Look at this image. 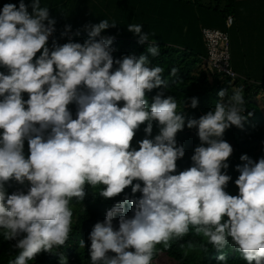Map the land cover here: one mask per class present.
I'll use <instances>...</instances> for the list:
<instances>
[{
	"label": "clouds",
	"instance_id": "1",
	"mask_svg": "<svg viewBox=\"0 0 264 264\" xmlns=\"http://www.w3.org/2000/svg\"><path fill=\"white\" fill-rule=\"evenodd\" d=\"M31 8L29 13L19 0L18 7L7 3L0 9V68L6 69L0 71V230L18 249L9 264H28L63 246L72 230L71 200L82 201L85 187L98 185L105 199L129 186L133 195H125L94 224L88 238L91 264H152L157 245L170 248L190 227L206 238L202 251L211 245L220 253L217 264H227L225 248L246 264H264V157L240 156L237 195L225 191L231 177L222 172L233 151L223 133L242 128L246 119L243 89L232 95L220 90L212 110L186 119L176 98L166 95L164 69L152 64L159 46L141 24L127 30L139 44L147 43L152 59H114L112 38L101 36L116 26L107 19L85 25L83 43L54 40L50 50L55 21L40 0H32ZM176 73L172 68L170 75ZM153 89L159 91L149 103L146 94ZM189 99L195 109L198 99ZM73 103L75 119L68 109ZM153 121L159 133L147 138ZM142 124L146 138L137 150L131 142ZM185 126L197 129L200 144L192 166L173 174L185 155L175 139ZM9 181L27 182V192L7 194ZM126 204L132 206L131 217ZM117 217L118 229L113 227ZM79 245L86 247L83 240Z\"/></svg>",
	"mask_w": 264,
	"mask_h": 264
},
{
	"label": "trees",
	"instance_id": "2",
	"mask_svg": "<svg viewBox=\"0 0 264 264\" xmlns=\"http://www.w3.org/2000/svg\"><path fill=\"white\" fill-rule=\"evenodd\" d=\"M217 9L218 5H223L220 12L224 17L232 10V5L235 0H209ZM222 3V4H221ZM54 32L49 37L47 46L51 50L52 43L55 42L59 45L69 42L83 43L88 38L87 34L80 33H68L64 30L54 26ZM63 34V35H62ZM104 37L103 35H101ZM99 39V37L97 38ZM160 49V55L154 59L151 58L150 53L146 51L147 43L139 44L137 41L116 39L111 47L114 49L112 55L114 59H120L126 55H135L139 57L144 55L145 57L152 59L153 66H159L164 69L162 73L163 79L168 82V88L166 95H173L178 103L177 111H182V114L187 118H196L212 110L215 104L219 101L218 96L219 85L218 79L205 71V74H193L191 63L198 61L199 58L203 59L204 56H200L196 52L188 49L182 51L175 50L173 48L164 47L161 44H157ZM39 56V53H37ZM117 67L114 65V68ZM172 68L177 69L175 76L170 75ZM0 71L6 73V69L0 68ZM229 80H226V85ZM227 89V86L226 88ZM159 89H153L147 93V99L151 103V98L156 94ZM264 90H259L258 87L248 86L243 89V96L245 99V112L246 117L243 122L242 128L231 126L225 130L222 139L228 142L233 151L227 160L229 167L222 170L224 174L231 177L225 187V191L230 195H237L238 188L234 181L238 178L239 172L236 171V165L241 164L240 156L246 154L253 161L264 157V134L261 130L264 119L259 111H257L253 99L255 95ZM24 99L28 96L26 93L22 94ZM196 97L198 99V105L195 109L190 107V99ZM122 106V102L121 105ZM68 109L72 114V118H76L77 106L73 104L68 105ZM256 111V112H255ZM250 113V115H249ZM141 125L136 131L135 136L131 142V146L138 150V142L146 138L144 127ZM196 128L189 129L187 126L182 131L176 134L177 146H183L185 155L176 161V172L178 174L192 166L191 156L194 153V148L190 145L188 140L189 133L195 131ZM159 133L157 123L153 121V128L151 136L147 138H154ZM24 153L27 158L28 145L27 141L24 144ZM134 181L133 183H136ZM141 186L142 183H141ZM29 185L26 182L24 185H20L15 181H9L5 184L7 194H12L16 191L27 192ZM103 186L98 185L96 188L89 186L85 187V197L82 201H77L73 198L70 202V207L73 210L72 217V230L65 244L59 248H53L51 252H41L33 261H29L28 264H91L88 246H90L89 235L97 222H102L105 218L106 211L110 209L114 204L122 200L125 195H133L131 193V187L124 189V192L117 195L114 198L105 199L99 196V192ZM137 198L141 193L134 194ZM126 215L132 216V206L126 204ZM113 227L118 229V217L113 220ZM83 240L86 247L81 248L79 241ZM15 241H6L3 237V230H0V264H9L18 255V249L13 247ZM201 244H207L206 238L200 235H196L195 229L190 227L188 235L183 239L173 240L171 247L165 249L162 244L157 245V252L153 256L152 264H217V256L220 254L211 245H207L208 251L201 250ZM225 254L227 258V264H246L241 258L238 252H234L231 248H225ZM185 253H187L185 255ZM110 255H112L110 253Z\"/></svg>",
	"mask_w": 264,
	"mask_h": 264
},
{
	"label": "crops",
	"instance_id": "3",
	"mask_svg": "<svg viewBox=\"0 0 264 264\" xmlns=\"http://www.w3.org/2000/svg\"><path fill=\"white\" fill-rule=\"evenodd\" d=\"M68 1V21L59 19L54 26L72 34H87L85 25L107 19L110 23L115 21L116 26L106 29L101 35L137 41V36L129 32L127 26L141 24L142 31L149 33V39L156 44L178 51L188 49L204 56L201 29L225 31L230 66L237 76L232 83L240 89L255 86L264 90V0H235L231 12L225 15L232 18L228 28L224 25L225 17L220 13L223 5L213 9L215 4L209 0ZM10 3L17 4L14 0ZM66 26L70 27L66 30ZM198 61L202 62V59ZM253 100L264 119V92L259 91Z\"/></svg>",
	"mask_w": 264,
	"mask_h": 264
},
{
	"label": "built area",
	"instance_id": "4",
	"mask_svg": "<svg viewBox=\"0 0 264 264\" xmlns=\"http://www.w3.org/2000/svg\"><path fill=\"white\" fill-rule=\"evenodd\" d=\"M231 22L232 18L226 16L224 20L225 27H230ZM201 37L205 48V56L202 59L205 71L217 79L234 81L237 76L231 69L229 62L230 54L227 33L216 29L202 28ZM112 40L114 42L116 39L112 38Z\"/></svg>",
	"mask_w": 264,
	"mask_h": 264
},
{
	"label": "rangeland",
	"instance_id": "5",
	"mask_svg": "<svg viewBox=\"0 0 264 264\" xmlns=\"http://www.w3.org/2000/svg\"><path fill=\"white\" fill-rule=\"evenodd\" d=\"M10 1H13V0H3V2L0 1V4L5 5L7 3H10ZM14 1L17 3L16 5L19 6V0H14ZM24 3L26 5H28V11H29V13H31L32 12V8H31L32 0H24ZM68 3H69L68 0H40V6L48 8L49 18L53 19L55 21V23H57L59 21V19H63V20L68 21L69 13H68V11H66V6H68ZM46 23H47V21H46ZM189 67L192 68L193 74H199V73L205 74L203 62L196 61L193 64L191 63V66H189ZM217 81H218V85H219V90L225 89L227 86L229 95H232V93L235 90L240 89V87L238 85L233 84L232 82H228L226 85V80H224V79H218ZM261 130L264 134V124H263ZM188 140H189L192 148L199 146L200 141H199V138L197 136V129L195 131H192L189 133ZM263 143H264V138H263Z\"/></svg>",
	"mask_w": 264,
	"mask_h": 264
}]
</instances>
